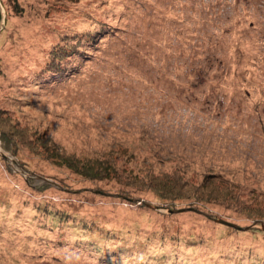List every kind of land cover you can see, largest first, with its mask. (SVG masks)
Masks as SVG:
<instances>
[{"label":"rangeland","instance_id":"374dc122","mask_svg":"<svg viewBox=\"0 0 264 264\" xmlns=\"http://www.w3.org/2000/svg\"><path fill=\"white\" fill-rule=\"evenodd\" d=\"M16 2L1 0L0 264H264V0ZM43 145L189 194L85 178Z\"/></svg>","mask_w":264,"mask_h":264},{"label":"trees","instance_id":"16d2710c","mask_svg":"<svg viewBox=\"0 0 264 264\" xmlns=\"http://www.w3.org/2000/svg\"><path fill=\"white\" fill-rule=\"evenodd\" d=\"M16 1L17 0H15L14 4L15 10L19 12L21 11V8ZM63 50L61 49V47H55L51 52V56L55 58H62L64 56ZM0 124H2L1 115ZM1 132L3 142L5 141V145H8L7 140H9V133L5 129ZM33 144H35L36 146H33ZM29 145L32 146L35 151L40 152L39 144L29 143ZM43 146L46 151L50 152L48 156L54 160V164L59 166H67L75 173L88 179L104 180L106 178L114 179L116 177H121L125 179V181H131L132 183L143 186L144 188L150 187L163 197H168V202H175L186 197L189 194V192H185V189H187V187L185 186L189 185V182L182 180L179 175H172L168 173H165L164 175H149V170L145 172H133L132 174L125 175L124 172L119 169V166H117V164L114 162V158H112L109 154L108 156H103L101 158L95 159L79 158L75 155H63L53 147L47 145ZM197 196L200 200L211 198V195L209 194L207 197H204V195H202L201 197V194H197ZM259 216H264V214H260Z\"/></svg>","mask_w":264,"mask_h":264},{"label":"water","instance_id":"95a60500","mask_svg":"<svg viewBox=\"0 0 264 264\" xmlns=\"http://www.w3.org/2000/svg\"><path fill=\"white\" fill-rule=\"evenodd\" d=\"M4 18H5L4 10H3L2 4H1V0H0V29H1L2 23L4 21ZM219 222L226 223V224L228 223V222H226L225 220H222V219H219Z\"/></svg>","mask_w":264,"mask_h":264}]
</instances>
